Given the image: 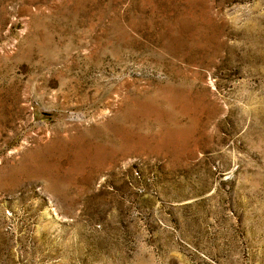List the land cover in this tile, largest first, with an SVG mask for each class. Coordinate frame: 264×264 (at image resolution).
<instances>
[{"label":"rangeland","instance_id":"obj_1","mask_svg":"<svg viewBox=\"0 0 264 264\" xmlns=\"http://www.w3.org/2000/svg\"><path fill=\"white\" fill-rule=\"evenodd\" d=\"M0 264H264V0H0Z\"/></svg>","mask_w":264,"mask_h":264}]
</instances>
